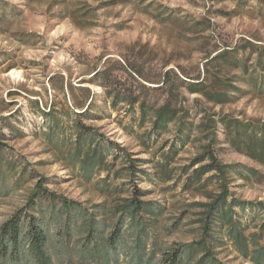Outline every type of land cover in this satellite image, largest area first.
Returning <instances> with one entry per match:
<instances>
[{"label": "rangeland", "instance_id": "1", "mask_svg": "<svg viewBox=\"0 0 264 264\" xmlns=\"http://www.w3.org/2000/svg\"><path fill=\"white\" fill-rule=\"evenodd\" d=\"M107 1L83 0L95 17L91 25L81 27L71 17L63 18V6L54 5L52 0H0V135L6 136L3 139L14 148V155L22 156L32 171L29 183L21 191L0 202V224L24 203L26 193L39 176L49 180V188L84 204L104 202L95 180L86 183L72 169L57 162L43 135L46 119L42 110L56 106L74 114L91 109L101 118L86 115L84 122L98 127L101 134L139 159L131 184L146 191L143 199L160 212L161 229L170 224L173 233L164 234L167 242L191 241L196 231L190 229L193 223L186 222L194 217V209L177 226L175 221L183 218L190 202L205 199L184 191L182 182L163 183L155 176V164L161 158L157 150L175 140L176 124L162 134L153 132L149 120L140 122L138 103L131 108L124 102L114 107L107 91L120 94L121 98L143 93V98L157 101L159 106L174 102L190 109L191 120L196 124L218 120L214 147L219 159L261 168L231 148L219 121L223 116L244 122L264 121V93L253 80L238 76L236 84L243 91L225 104H215L205 95L191 92L182 82L233 79L231 72L219 69L218 55L237 50L241 57L244 47L251 45L264 49V0H126L105 6ZM6 15L8 19H4ZM202 20L204 23L198 24ZM11 124L17 135L12 133ZM200 132L201 129L195 130L194 138ZM201 142H189L181 151L178 164H186L201 153ZM121 183L130 185L128 180ZM231 188L244 199L264 201V182L238 179ZM113 199L110 197V204ZM140 248L128 237L126 246L117 249V261L111 251L110 264H142L131 261L133 254L142 251ZM83 252L72 249L69 255L55 253V264H97L84 259ZM149 252L148 247L146 254ZM219 256L225 264H253L231 245Z\"/></svg>", "mask_w": 264, "mask_h": 264}, {"label": "trees", "instance_id": "2", "mask_svg": "<svg viewBox=\"0 0 264 264\" xmlns=\"http://www.w3.org/2000/svg\"><path fill=\"white\" fill-rule=\"evenodd\" d=\"M52 1L54 5L63 6V18L71 17L81 27L93 23L95 14L86 8L83 0ZM120 2L126 0H109L104 5ZM3 17L9 18L8 15ZM202 23L203 20L198 24ZM243 51L241 57L235 50V53L223 52L216 58L219 69L231 72L233 79L223 81L218 77L210 83L182 82V86L205 95L215 104H225L234 101L235 93L243 91L236 79L246 76L245 79L253 80L264 93V49L251 45L245 46ZM144 91L147 92V88ZM142 94L121 98L120 94L109 90L107 98L114 107L121 102L128 103L130 108L138 103L140 122L149 120L152 131L158 134L176 124L175 140L162 144L157 150L161 158L155 164V176L163 183L182 182L184 191L205 199L190 202L183 218L175 221L177 226L193 208L194 217L186 224H194L190 229L196 231V237L186 242H167L164 234L173 233L170 224L161 229L160 212L143 199L146 191L131 184L138 172L139 159L101 134L98 127L84 122V116L99 119V114H93L91 109L73 114L70 110L51 106L48 111L42 110L46 119L43 135L49 151L55 154L57 162L72 169L81 180L86 183L95 180L94 185L105 200L89 206L49 188L46 177H37L26 193L24 203L0 224V264H55V253L70 254L72 249L84 250L81 256L91 263L110 264L111 251L117 255L113 257L117 261V249L120 245L126 246L128 237L142 250L131 256L134 263L225 264L219 253L231 245L246 261L264 264V201L244 199L231 188L238 179L264 182V121L244 122L229 116L219 118L231 148L247 155L261 168L223 163L214 147L218 141V120L213 124L206 121L196 124L191 120L190 109L170 101L159 106L157 101L149 102ZM10 128L13 134L16 133L13 124ZM197 129L201 132L194 138ZM3 138H6L4 134ZM3 138L0 135V202L21 191L29 183L32 173L29 163L22 156H15L14 148ZM194 139L202 141L203 151L190 162L178 164L181 151ZM126 179L130 182L128 187L121 183ZM110 197L114 198L112 204ZM85 243L90 246H84ZM148 247L150 252L146 254Z\"/></svg>", "mask_w": 264, "mask_h": 264}]
</instances>
